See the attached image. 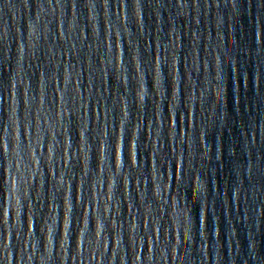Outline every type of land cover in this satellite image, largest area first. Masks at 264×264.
<instances>
[{
    "label": "water",
    "instance_id": "water-1",
    "mask_svg": "<svg viewBox=\"0 0 264 264\" xmlns=\"http://www.w3.org/2000/svg\"><path fill=\"white\" fill-rule=\"evenodd\" d=\"M0 264H264V0H0Z\"/></svg>",
    "mask_w": 264,
    "mask_h": 264
},
{
    "label": "clouds",
    "instance_id": "clouds-1",
    "mask_svg": "<svg viewBox=\"0 0 264 264\" xmlns=\"http://www.w3.org/2000/svg\"><path fill=\"white\" fill-rule=\"evenodd\" d=\"M9 2H10V0H9ZM227 6V5H226ZM218 7H219V5H218Z\"/></svg>",
    "mask_w": 264,
    "mask_h": 264
}]
</instances>
